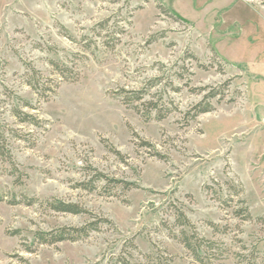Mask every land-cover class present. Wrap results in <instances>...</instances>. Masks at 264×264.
I'll use <instances>...</instances> for the list:
<instances>
[{"label": "rangeland", "instance_id": "rangeland-1", "mask_svg": "<svg viewBox=\"0 0 264 264\" xmlns=\"http://www.w3.org/2000/svg\"><path fill=\"white\" fill-rule=\"evenodd\" d=\"M89 168L137 188H81ZM179 210L222 249L213 264L254 248L264 264V0H0V264H198ZM95 217L110 223L87 239L37 240Z\"/></svg>", "mask_w": 264, "mask_h": 264}, {"label": "trees", "instance_id": "trees-1", "mask_svg": "<svg viewBox=\"0 0 264 264\" xmlns=\"http://www.w3.org/2000/svg\"><path fill=\"white\" fill-rule=\"evenodd\" d=\"M189 55L190 57H193L196 61L199 62V60L195 56H193V54H189ZM200 67L205 69L206 66L200 65ZM35 89L37 88L35 87ZM142 93L131 92V98L126 97L127 104L131 105L135 100L141 101L142 99H144V95L146 91ZM220 95H221L220 93L213 92L205 96L203 101L197 104L196 106H194L193 109L187 114L188 121H194L199 116L212 112L214 110L212 101L217 97H220ZM25 106L29 107V104L26 102ZM145 108L147 109L145 116L148 119L151 118L152 111H156L158 113L157 116L158 120L165 119L167 114L170 113V110H168L167 106L162 105L160 107L159 102H149L148 104L145 105ZM165 112H167V114ZM14 114L15 117H17L22 123L34 124L37 126H39L40 124L39 121L34 116L25 114L19 109L14 110ZM2 153H3L2 157H5L6 154L4 152ZM116 153L120 155L118 152ZM89 170L94 173L93 178L80 186L81 188H84L86 190L95 191L97 189L96 188L97 183H100L101 181H104L106 183V186L103 187V190H105V192L108 194H112V191L117 187H122L126 191L137 188L135 184L122 180L110 179L104 174L97 172L96 170H93L92 168H89ZM242 193H243V189L241 188L240 192H238V196L242 195ZM23 200L24 202H27V205H32L36 202V200H29L26 197ZM231 202L233 201L226 200L224 201V204L227 207H229L228 204ZM17 204L18 203L16 201L13 202V205H17ZM238 205H240L241 208L235 212V216L245 222H252L254 218L250 212V208L247 204V201H245L244 199H240L237 206ZM47 206L54 212L62 213V214H71V215L88 214V212L85 209L81 208L79 205L72 203H65L57 199H53L52 201L47 202ZM257 222L264 223V218H258ZM104 223H110V222L108 220L98 219L97 217H95V220L93 222H90L80 228L65 227L50 233H39L37 235V240L41 245H54L65 241H71V242L81 241L87 239L91 235V233L98 232L100 229V225ZM177 223L178 226L181 228L184 229L190 228L192 230L191 233L187 232L186 230H182L180 233V238L178 239L198 264H213L214 261H217L218 259H220V257H222L223 252L222 249L219 247L218 243L212 242L210 240H206L205 238H201L197 234V231H195V228L191 223V221L180 210L177 211ZM210 226L215 230V232L220 231L219 228L214 224L210 223ZM243 249L246 250L247 248L243 247ZM237 257H239L240 260L239 264H261L260 262H258V260H261V252L256 248H254L250 258L247 256H243L241 254L237 255ZM120 264H130V263L126 259L122 258Z\"/></svg>", "mask_w": 264, "mask_h": 264}]
</instances>
